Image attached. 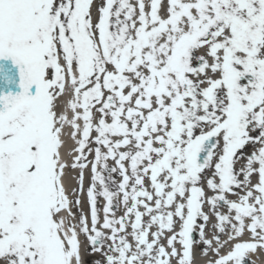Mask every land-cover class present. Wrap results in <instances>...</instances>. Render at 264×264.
Returning a JSON list of instances; mask_svg holds the SVG:
<instances>
[{
  "label": "snow or ice",
  "instance_id": "6c2138e0",
  "mask_svg": "<svg viewBox=\"0 0 264 264\" xmlns=\"http://www.w3.org/2000/svg\"><path fill=\"white\" fill-rule=\"evenodd\" d=\"M0 58V264L264 253V0H0Z\"/></svg>",
  "mask_w": 264,
  "mask_h": 264
},
{
  "label": "water",
  "instance_id": "95a60500",
  "mask_svg": "<svg viewBox=\"0 0 264 264\" xmlns=\"http://www.w3.org/2000/svg\"><path fill=\"white\" fill-rule=\"evenodd\" d=\"M19 66L11 58H0V93L20 91Z\"/></svg>",
  "mask_w": 264,
  "mask_h": 264
},
{
  "label": "bare ground",
  "instance_id": "6f19581e",
  "mask_svg": "<svg viewBox=\"0 0 264 264\" xmlns=\"http://www.w3.org/2000/svg\"><path fill=\"white\" fill-rule=\"evenodd\" d=\"M69 143H71V141H69ZM74 176H75V172H70L69 173V177H74ZM69 183H70V185H73L75 183V181L74 180H70ZM85 183L87 184V173H86ZM244 238L246 239L247 236H245ZM81 240L83 241V237H81ZM194 256H195V259L193 261V264H205V262L208 259L213 258L211 256V253H209L208 256L202 255L201 251H200V248L198 246L194 250ZM252 259L254 261V264H264V253H261V252L258 251L257 255L255 257H253ZM173 264H175V262H173Z\"/></svg>",
  "mask_w": 264,
  "mask_h": 264
}]
</instances>
